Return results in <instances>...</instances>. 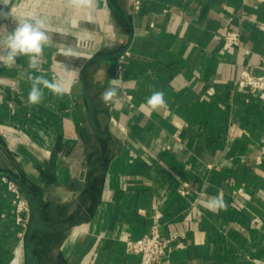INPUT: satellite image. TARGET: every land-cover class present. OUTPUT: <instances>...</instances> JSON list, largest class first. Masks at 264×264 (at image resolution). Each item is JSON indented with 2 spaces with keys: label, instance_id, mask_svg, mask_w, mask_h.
Returning <instances> with one entry per match:
<instances>
[{
  "label": "crops",
  "instance_id": "obj_1",
  "mask_svg": "<svg viewBox=\"0 0 264 264\" xmlns=\"http://www.w3.org/2000/svg\"><path fill=\"white\" fill-rule=\"evenodd\" d=\"M140 1L138 12L99 2L92 31L115 33L114 46L79 57L46 29L36 68L27 57L0 65L16 88L2 96L14 109L0 105V264H140L127 243L154 229L170 242L159 264H264V101L238 86L263 73L264 4ZM17 21L0 19V51ZM225 30L239 48L224 50ZM36 76L67 78L70 91L45 88L30 104ZM154 91L163 106L148 103ZM3 177L28 200V226Z\"/></svg>",
  "mask_w": 264,
  "mask_h": 264
},
{
  "label": "built area",
  "instance_id": "obj_2",
  "mask_svg": "<svg viewBox=\"0 0 264 264\" xmlns=\"http://www.w3.org/2000/svg\"><path fill=\"white\" fill-rule=\"evenodd\" d=\"M256 1L260 4H264V0ZM1 4L2 3H0V6ZM132 5L134 11L138 12L141 8V1L132 0ZM218 39L223 41L224 50L237 49L241 46L240 35L230 30H225L220 34ZM87 45L88 43H86V47ZM128 56L129 53H125L118 61L116 72L119 79L123 77L125 60ZM261 69L263 70V73L260 76L253 75L247 71L243 72L238 80V86L241 89H245L257 94L259 98L264 101V58L261 59ZM68 81L69 80L67 78H61V82L65 91H70V85ZM7 89H11L16 92V88L13 85L0 79V105H5L6 103L11 109H14L15 103L11 101L6 102L2 98ZM116 101L117 100L115 98H112L108 101V105H111ZM1 135L7 137L5 132H1ZM257 161L259 164L264 162V146ZM2 180L6 184L8 191L13 196L14 214L17 217L18 223L28 226L30 222L31 208L28 200L25 198L21 190L20 185L6 177H3ZM179 192L183 196L187 195V185H183V188ZM127 251L139 256L140 264H159L160 259L165 257L170 251V242L163 240L158 230L154 229L150 235H147L137 241H129L127 243Z\"/></svg>",
  "mask_w": 264,
  "mask_h": 264
},
{
  "label": "rangeland",
  "instance_id": "obj_3",
  "mask_svg": "<svg viewBox=\"0 0 264 264\" xmlns=\"http://www.w3.org/2000/svg\"><path fill=\"white\" fill-rule=\"evenodd\" d=\"M21 1V5H18ZM8 0V4H1L3 12L10 13L7 19L22 20L16 16L19 11L26 18H42L46 23V29L54 30L56 36L70 40L79 57L89 55L93 46H114L115 33H95L93 26L97 24L98 5L101 1L91 0L90 4H78L73 0ZM21 7V8H19ZM92 8V10L90 9ZM21 9V10H19ZM91 10L92 15L87 11ZM108 34V36H106ZM86 35L89 37L84 38ZM113 39V40H112ZM86 43H88L86 47Z\"/></svg>",
  "mask_w": 264,
  "mask_h": 264
},
{
  "label": "clouds",
  "instance_id": "obj_4",
  "mask_svg": "<svg viewBox=\"0 0 264 264\" xmlns=\"http://www.w3.org/2000/svg\"><path fill=\"white\" fill-rule=\"evenodd\" d=\"M78 4H90L91 0H73ZM0 3L7 4V0H0ZM10 13L0 11V19H6ZM46 23L42 18H24L18 20L14 30L5 39L3 50L0 51V65L16 64L18 57H27L30 68L37 67V58L43 53L44 47L49 43L46 31ZM48 89L56 95H63L64 88L58 81H49L42 76L32 78V85L28 93V102L38 104L41 102L44 91ZM117 95V89L110 87L102 93V99L107 102ZM148 103L157 108L165 104L164 93L154 91Z\"/></svg>",
  "mask_w": 264,
  "mask_h": 264
},
{
  "label": "bare ground",
  "instance_id": "obj_5",
  "mask_svg": "<svg viewBox=\"0 0 264 264\" xmlns=\"http://www.w3.org/2000/svg\"><path fill=\"white\" fill-rule=\"evenodd\" d=\"M87 37H89L88 35H86L84 38H87Z\"/></svg>",
  "mask_w": 264,
  "mask_h": 264
}]
</instances>
